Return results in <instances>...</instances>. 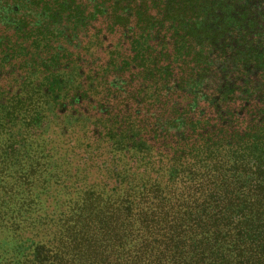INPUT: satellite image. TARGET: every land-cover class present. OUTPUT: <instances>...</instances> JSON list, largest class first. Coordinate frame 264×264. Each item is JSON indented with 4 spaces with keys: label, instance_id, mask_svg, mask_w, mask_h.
<instances>
[{
    "label": "trees",
    "instance_id": "obj_1",
    "mask_svg": "<svg viewBox=\"0 0 264 264\" xmlns=\"http://www.w3.org/2000/svg\"><path fill=\"white\" fill-rule=\"evenodd\" d=\"M47 109L106 154L54 208ZM0 264H264V0H0Z\"/></svg>",
    "mask_w": 264,
    "mask_h": 264
},
{
    "label": "rangeland",
    "instance_id": "obj_2",
    "mask_svg": "<svg viewBox=\"0 0 264 264\" xmlns=\"http://www.w3.org/2000/svg\"><path fill=\"white\" fill-rule=\"evenodd\" d=\"M46 115L44 125L47 132L36 143L40 145L45 141L50 151L51 167L54 169L50 176H55L57 168L58 179L59 176L62 177L54 186H49L48 196L44 198V204L54 208L64 201L65 204H71L68 202L69 196L75 199L88 184H102L104 179L96 171L97 164L105 159L106 154L101 150L102 144L90 142L83 137L84 129L90 121L85 122L82 116L57 117L48 109ZM106 183L109 184L107 189L113 188L110 181Z\"/></svg>",
    "mask_w": 264,
    "mask_h": 264
}]
</instances>
